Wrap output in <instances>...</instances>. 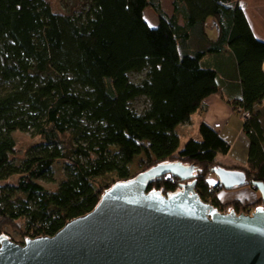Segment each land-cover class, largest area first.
Segmentation results:
<instances>
[{
	"label": "trees",
	"instance_id": "1",
	"mask_svg": "<svg viewBox=\"0 0 264 264\" xmlns=\"http://www.w3.org/2000/svg\"><path fill=\"white\" fill-rule=\"evenodd\" d=\"M146 7L158 15L156 27L145 20ZM208 19L216 40L206 33ZM226 48L241 86L232 105L250 112L243 124L247 165L232 169L244 170L245 186H252L264 183V131L255 110L264 99V41L237 0H173L170 14L160 0H90L86 11L69 14L55 13L45 0H0V236L13 240L6 226L20 232L18 243L52 236L115 184L164 162L194 164L199 196L226 206L214 191L218 179L212 187L208 178L230 145L203 122L199 139L182 145L175 130L206 109V97L221 96L218 72L201 59ZM131 73L144 77L134 82ZM139 97L146 100L141 112L131 106ZM16 131L40 138L20 163L12 158ZM141 153L144 169L131 174ZM57 161L64 177L49 190L41 180H53ZM182 183L166 174L147 189L170 195ZM252 204L262 206L264 196ZM228 205L249 209L239 200Z\"/></svg>",
	"mask_w": 264,
	"mask_h": 264
},
{
	"label": "water",
	"instance_id": "2",
	"mask_svg": "<svg viewBox=\"0 0 264 264\" xmlns=\"http://www.w3.org/2000/svg\"><path fill=\"white\" fill-rule=\"evenodd\" d=\"M212 172L225 190L249 183L244 170ZM166 174L181 179L179 191H148ZM252 186L264 196L263 182ZM195 187L194 164L158 163L106 190L52 236L23 243L0 236V264H264V208L222 212Z\"/></svg>",
	"mask_w": 264,
	"mask_h": 264
},
{
	"label": "crops",
	"instance_id": "3",
	"mask_svg": "<svg viewBox=\"0 0 264 264\" xmlns=\"http://www.w3.org/2000/svg\"><path fill=\"white\" fill-rule=\"evenodd\" d=\"M237 1L243 9L254 35L259 40L264 41V0ZM206 33L209 39H217L218 31L212 19L207 21ZM201 64L203 67L212 68L218 72L221 96L213 94L206 97L204 100L206 109L197 110L188 121L176 127L180 144H184L190 138L199 139L198 126L203 122L215 130L230 145L227 154L218 156L219 162L222 164L223 160H226L224 158H227L229 166L225 167H245L247 165L249 139L243 131L244 121L232 105V102L241 96L236 58L226 48L218 54H205L201 59ZM231 153L233 157L229 158ZM219 193L220 191L216 195L222 201L221 198L225 196L219 195Z\"/></svg>",
	"mask_w": 264,
	"mask_h": 264
},
{
	"label": "rangeland",
	"instance_id": "4",
	"mask_svg": "<svg viewBox=\"0 0 264 264\" xmlns=\"http://www.w3.org/2000/svg\"><path fill=\"white\" fill-rule=\"evenodd\" d=\"M48 2V4L51 6L52 10L55 13L59 14H69V13H75L78 10L86 11L88 9L90 0H45ZM172 2L173 0H160L161 7L167 14H170L172 11ZM144 17L145 20L148 22L150 26L156 27L158 25V15L155 13V11L151 7H146L144 10ZM264 67V65H263ZM144 77V73H131L130 78L134 82H138ZM132 108L136 110L137 112H141L143 108L146 106V100L144 97H139L135 99L132 102ZM255 110L258 112L261 120V124L264 131V99L255 105ZM240 114L243 121L245 119L242 117V112H237ZM13 137L15 139L16 143V152L15 155L12 157L15 161V163H20L27 154L28 149L35 143H37L40 138L39 136L34 135L33 133L25 132V131H16L13 133ZM182 145V144H181ZM180 145V146H181ZM264 146V143H263ZM229 158H232V153L228 156ZM221 159H223L221 157ZM226 160H223L222 164L225 166H229V160L227 158H224ZM228 164V165H226ZM145 166V156L143 153L136 156L133 159V162L130 164L129 169L131 174H136L137 172H140L142 169H144ZM228 168V167H226ZM232 169V168H230ZM53 180L51 182L42 181L41 183L45 186V188L49 190H54L58 186L59 182L64 177V169L63 164L61 161H57L55 165L53 166ZM17 179V176L11 177L9 179L10 183H14ZM210 185L213 187L217 185L219 182L217 181V177L212 175L208 178ZM218 182V183H217ZM253 186H243V187H236L231 190H225L221 187V185H217L216 189L214 191L219 190V195L225 196L224 198H221L222 201L219 199L220 203L225 204L226 206H223L227 210L231 206L234 205H228L231 203L230 199H237L241 201L246 207L250 209H255L258 205L254 206L255 201H257L261 195L258 191L251 188ZM217 196V195H216ZM218 197V196H217ZM230 200V201H228ZM228 201V202H227ZM264 207V204L262 205ZM3 232L8 234L15 242L22 241V237L20 236V232L15 229H12L10 227H4Z\"/></svg>",
	"mask_w": 264,
	"mask_h": 264
},
{
	"label": "built area",
	"instance_id": "5",
	"mask_svg": "<svg viewBox=\"0 0 264 264\" xmlns=\"http://www.w3.org/2000/svg\"><path fill=\"white\" fill-rule=\"evenodd\" d=\"M238 111L242 114V117L246 120L249 118L250 112L247 110L238 109ZM229 210H224L223 212H228ZM254 209L250 210L248 213H252Z\"/></svg>",
	"mask_w": 264,
	"mask_h": 264
},
{
	"label": "flooded vegetation",
	"instance_id": "6",
	"mask_svg": "<svg viewBox=\"0 0 264 264\" xmlns=\"http://www.w3.org/2000/svg\"><path fill=\"white\" fill-rule=\"evenodd\" d=\"M256 191H258V190H256ZM259 192V191H258ZM259 194H260V192H259ZM261 195V194H260ZM234 200H237V199H234ZM242 201V200H241ZM216 207V206H215ZM219 211H224V210H226V208H224V207H222V206H218V207H216ZM229 210H234V206H231L230 208H229ZM250 210H252V209H245V211H243V212H245V213H248Z\"/></svg>",
	"mask_w": 264,
	"mask_h": 264
}]
</instances>
